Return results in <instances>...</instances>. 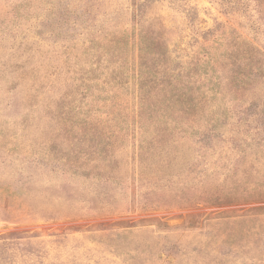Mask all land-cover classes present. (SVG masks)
Returning a JSON list of instances; mask_svg holds the SVG:
<instances>
[{"label":"rangeland","instance_id":"obj_1","mask_svg":"<svg viewBox=\"0 0 264 264\" xmlns=\"http://www.w3.org/2000/svg\"><path fill=\"white\" fill-rule=\"evenodd\" d=\"M0 264H264V0H0Z\"/></svg>","mask_w":264,"mask_h":264},{"label":"trees","instance_id":"obj_2","mask_svg":"<svg viewBox=\"0 0 264 264\" xmlns=\"http://www.w3.org/2000/svg\"><path fill=\"white\" fill-rule=\"evenodd\" d=\"M135 5H136V4H135ZM139 5H140V3L137 4V6H139ZM137 8H138V7H137Z\"/></svg>","mask_w":264,"mask_h":264}]
</instances>
